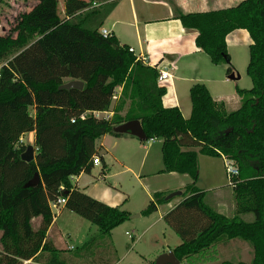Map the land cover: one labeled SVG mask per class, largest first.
Instances as JSON below:
<instances>
[{"label":"trees","instance_id":"1","mask_svg":"<svg viewBox=\"0 0 264 264\" xmlns=\"http://www.w3.org/2000/svg\"><path fill=\"white\" fill-rule=\"evenodd\" d=\"M33 1V7L19 14L9 32L0 35V105L9 107L30 94L35 107L34 118L23 115L18 119L16 112L7 110L8 127L15 126L16 120L28 128L32 121L39 122L34 127L32 161L21 158L28 145L19 137L7 141L4 152L0 149V264H22L30 259L68 264L61 250L46 240L53 217L49 202L64 197L66 205L75 204L70 178L89 173L98 156L97 140L105 134L119 136L113 127L132 119L140 121L144 141L161 140L160 172L188 174L192 180L184 187L182 200L163 216L180 239L172 249L179 262L203 264L214 259L218 244L239 239L251 245V261L218 264H264V0H242L205 12L176 10L183 28L197 31L195 45L214 65L228 64L226 38L232 31L244 29L251 39L246 73L252 87L236 88L240 106L227 111L205 84L195 83L189 89L188 118L176 106H163L166 88L157 82V65L137 59L114 35L100 33L115 1L64 0V18L57 0ZM94 2L100 5L92 6ZM231 72L228 65L226 74ZM70 80L82 81L83 87L59 88ZM117 87L121 95L110 118L82 116L87 111H108ZM125 100L128 107L120 115ZM49 108H61V120L40 124ZM12 131L5 134L14 138L17 133ZM198 154L225 157L237 166L239 173L231 186L232 217L206 204L205 192L196 185ZM36 173L40 181L32 184ZM169 194L154 193L142 214L150 215L157 205L169 202ZM95 212L92 220L99 234L82 248L109 236L130 215L119 207H99ZM247 213L253 215L251 222L240 218ZM36 217L41 218L38 228L32 225Z\"/></svg>","mask_w":264,"mask_h":264},{"label":"crops","instance_id":"2","mask_svg":"<svg viewBox=\"0 0 264 264\" xmlns=\"http://www.w3.org/2000/svg\"><path fill=\"white\" fill-rule=\"evenodd\" d=\"M110 1H115L116 3L104 20L101 28L106 29L110 34L114 35L121 45H127L132 48L133 54L137 59H144L145 61H141L145 64L151 66L157 65V68H167L172 79L171 81L166 80L160 83V85L166 88V94L162 97V104L165 107H178L183 117L188 118L191 113V103H188L186 98L180 95L177 81H192V79L189 78L188 72L197 68L199 59L202 58L201 54L203 51L195 45L197 31L183 28L180 21L175 17L176 10H180L184 13L205 12L235 6L242 0H107V2ZM57 2L58 5L60 3V6L64 9V0H61V2L57 0ZM34 4L35 1L33 0H0V33H8L9 31H7L6 25L9 23V20L16 22L19 14L27 12ZM231 37L235 42L245 41V43H248V48L251 44L248 32L244 29H238L228 34L226 38L227 49ZM232 74L233 72L227 75L230 77ZM228 77H226V80ZM190 85L187 84L185 86L184 92L190 89L192 86ZM207 88L212 98L216 102H223L227 110L226 100L223 96H221V94H212L210 86ZM120 95L121 87H117L116 95L108 111H87L85 114L110 118L115 112V106L117 105ZM49 110H53V114L50 117L47 116ZM48 111L44 117L47 122H41V120L40 124H51L61 120V108H49ZM125 111L122 112L121 110L119 112L120 115H123ZM34 112L35 107L33 106V115ZM38 123L37 121H32L30 123L32 127L28 128L27 132H22L19 136L20 141L33 147L34 156L36 152L34 127H36ZM12 133H14V131H12ZM8 138L9 137L5 133H1L0 131V149L9 146L7 142ZM153 141L154 139H151V143L146 145L144 140H139L137 137L130 134H120L119 136L105 134L97 140V155L98 158H100V164H93L89 173H80L70 178L73 185L71 190L72 196L76 199V202L75 204L69 203L68 205L64 204L59 207L55 216L52 217V222L46 233V240L51 242L54 247L61 250L62 258L68 264L119 263L118 260L114 259L120 251V243L115 233V230L119 226L114 228L109 236L99 237L90 248L75 250V254L68 253V251H73L74 248L68 242V239L71 237L70 232H67L66 229L64 230L63 227L66 221H69V223L74 221L76 226H82L85 232L79 236V242L84 245L89 239L88 237H90V234L94 236L99 234L98 226L92 220L96 215V209L99 207H119L130 214V219L141 217V214H135L136 212L132 213V211L125 207L127 203V192L123 190L122 182H119L117 185L119 187H117L115 183L107 182V166L109 164H117L123 169V172L132 171L134 173L130 167L129 161H133L135 155L138 157V161H140V168L144 166L147 159H150L153 155L156 157V143ZM121 145H123L122 150L121 147L120 150H118L117 147ZM162 174L161 176H166L168 181L157 187L155 184L151 192L147 189L149 192L147 204L153 198L151 195L156 192L166 191L171 194L180 191V195L171 197L172 199L165 204L157 205L154 213L158 212V219L160 220H163L164 214L182 200V191L184 187L192 181L188 174H179L176 172ZM141 178L140 176H134V179L138 182H140L139 180H141ZM197 187L202 190L198 185ZM204 192L206 199V191ZM214 196L215 200L214 203L211 204V207L227 217H232L235 208L233 191L228 193L224 191L223 193L220 188L215 189ZM66 218L68 219L66 220ZM40 220V217L33 218L32 225L36 223L38 228ZM252 220V218H249L247 221L251 222ZM125 234L131 239L135 236L133 230H131V232L126 230ZM235 240L236 239H233L218 244L217 250L229 249L237 242V244L243 247V250L239 252L238 249L233 247V254L237 256L239 254L242 255V258L239 259L240 261L250 262L253 257V252L247 251V248L250 250L249 244L240 240ZM176 245L162 253L172 251ZM133 247L134 245H128L125 254L132 257L134 264H142L141 262L143 260L141 257H143V255L134 250ZM246 257L250 258L246 260ZM22 264L44 263H38L30 259L23 261Z\"/></svg>","mask_w":264,"mask_h":264},{"label":"rangeland","instance_id":"3","mask_svg":"<svg viewBox=\"0 0 264 264\" xmlns=\"http://www.w3.org/2000/svg\"><path fill=\"white\" fill-rule=\"evenodd\" d=\"M61 2V0H59ZM59 3L58 12L60 17H65V11L62 9ZM15 21H10L6 25L7 31L14 24ZM7 33H0V35H4ZM232 37L230 38L228 44V54H229V62L228 64L222 65H214L209 56L202 52V58L199 59V65L197 68L189 71V78L192 81L188 80L186 82L177 81V87L180 89V95L186 98V101L190 102L189 90L184 92V88L187 84L193 85V83H205L210 86L212 94H221L223 98L226 100L227 111H234L240 106L239 98L236 92V88L240 89H250L252 87V81L250 77L246 73L247 64L249 61V48L248 43L245 41H233ZM228 65L232 68L233 74H226V69ZM226 74V75H225ZM226 77L228 79L226 80ZM191 82V83H190ZM190 85V86H191ZM8 107H3L0 105V129L3 133H7L10 135L12 129L16 130L17 135L13 138V136H9L8 142H13V140L17 139L21 134V132H27L28 126H19L21 125L18 120L15 121L16 125L12 126L9 129V124L7 120H5V113L7 110H12L18 114V119L25 115L33 118L32 113V97L31 95H27L23 100H16L15 102L9 104ZM3 107V108H2ZM122 112L125 111L128 107V101L125 100L123 105L121 106ZM53 110L48 111V117H50ZM46 116V115H45ZM28 117V118H29ZM47 122L45 118L42 119L41 122ZM9 130V131H8ZM156 143V157L153 155L150 159H147L142 168H140L138 157L135 155L133 157V161L130 162V167L134 171L131 172H123V169L119 167L117 164H112L107 166V182L115 183L116 186L119 182L123 184V190L126 193L127 203L126 208L132 213L141 214V217L136 219L126 220L124 223L119 225V227L115 230L116 238L120 243L119 253L117 257H114L115 260H118V264H134L132 261V257L130 255L125 254V250L128 249V245H134V250L138 251L142 258V264H150L154 262L156 258L165 250L172 248L174 245H178L180 243L179 237L175 234V232L168 226L163 220L158 219V212L151 213L150 215H143L142 211L148 205V194L151 192L153 187L160 186L168 181V178L160 172L163 168L162 156H161V140L154 139ZM151 143L150 140L145 141V144ZM122 146H118L117 149L122 150ZM197 149V148H196ZM4 152V149L3 151ZM2 154V153H1ZM198 179L197 185L202 188V190L206 191V203L211 206L215 200V189H221V191L231 192L232 188L228 186V175L226 173L224 160L220 157L206 156L203 154H198ZM134 176L142 177L140 182L134 179ZM119 187V186H117ZM166 192V191H165ZM153 196V194L151 195ZM242 220L247 221L249 218L253 219V215L251 213L243 214L240 217ZM68 218H66L67 220ZM72 220V219H71ZM33 227L37 228L36 223L33 224ZM63 229L67 232H70V239H68L69 244L74 248L73 251H68L69 254H75V250H80L82 248V243L79 242V236L83 234L85 231L82 226H76L75 222L66 221ZM134 231V238L131 239L129 236H126L125 231ZM90 237L94 235L90 234ZM98 235H96L97 237ZM88 237V238H90ZM98 239V238H97ZM239 239H236L237 241ZM241 241V240H240ZM235 249H238L240 252L243 250L240 244H236L233 246ZM231 247L229 249H220L214 253V259L208 260L203 264H218L223 260H231L233 262L240 261L242 255L233 254L234 248ZM252 253V247L249 245ZM250 258V257H249ZM246 257V260L249 259ZM138 260V259H137ZM249 261V260H248ZM185 264H194L193 261H187Z\"/></svg>","mask_w":264,"mask_h":264},{"label":"water","instance_id":"4","mask_svg":"<svg viewBox=\"0 0 264 264\" xmlns=\"http://www.w3.org/2000/svg\"><path fill=\"white\" fill-rule=\"evenodd\" d=\"M83 82L79 80H70L63 85H61L59 88L61 89H69V88H82ZM113 131L115 133L119 134H130L132 136L137 137L139 140H145L146 135L144 133V130L141 126V123L137 119L128 120L125 122H122L120 124H117L113 127ZM21 158L24 161H32L34 159V149L32 146L28 145L26 151L22 153ZM40 181L39 174L36 173L32 184H36ZM180 195V191L173 192L168 195L167 198H171L173 196ZM179 260L175 257L173 251H168L165 253L160 254L153 264H179Z\"/></svg>","mask_w":264,"mask_h":264},{"label":"built area","instance_id":"5","mask_svg":"<svg viewBox=\"0 0 264 264\" xmlns=\"http://www.w3.org/2000/svg\"><path fill=\"white\" fill-rule=\"evenodd\" d=\"M100 5V3H93L92 6H98ZM100 33L103 36H109L110 32L107 31L106 29L100 28ZM129 51L133 53V49L129 47ZM140 59V58H139ZM145 61L144 59H140ZM172 77L171 74L169 73V71L167 70V68L163 67V68H158V76H157V82L160 84L164 81H171ZM82 116H86V114L84 113ZM224 160V165H225V169H226V173L228 175V185L232 186V181L234 178H236L238 176V168L237 166L234 164L233 161L222 157ZM93 164H100V159L98 158V156H96L95 158H93ZM61 189H63V187L61 186ZM66 203V198L64 197H58L55 200H52L49 202V207L51 209L52 215L53 217L55 216L56 212L59 210V207L64 205Z\"/></svg>","mask_w":264,"mask_h":264}]
</instances>
